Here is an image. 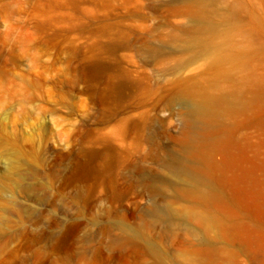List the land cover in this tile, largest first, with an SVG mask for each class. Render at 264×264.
Returning a JSON list of instances; mask_svg holds the SVG:
<instances>
[{
	"label": "rangeland",
	"instance_id": "1",
	"mask_svg": "<svg viewBox=\"0 0 264 264\" xmlns=\"http://www.w3.org/2000/svg\"><path fill=\"white\" fill-rule=\"evenodd\" d=\"M198 11L231 32L238 74L179 46L213 37ZM225 78L222 221L204 236L154 221L187 204L154 190L187 136L186 92ZM150 246L264 264V0H0V264H155Z\"/></svg>",
	"mask_w": 264,
	"mask_h": 264
},
{
	"label": "bare ground",
	"instance_id": "2",
	"mask_svg": "<svg viewBox=\"0 0 264 264\" xmlns=\"http://www.w3.org/2000/svg\"><path fill=\"white\" fill-rule=\"evenodd\" d=\"M195 18L202 32L213 37L204 39L199 34L188 36L178 43L179 46L195 51L204 49L213 64L226 66V76L238 74L241 64L237 55L231 52V32L219 33L218 23L202 11H198ZM222 81L213 79L207 85H197L187 90L186 96L190 103L185 116L186 139L179 151L166 161L170 177L154 186V190L163 193L165 197L185 200L187 204L181 210L169 205L155 207L152 219L165 221L169 225L177 219L185 223L194 219L203 228V236L214 224L222 221L219 209L222 185L214 175L209 158V153L215 147L213 132L223 127L234 109L226 78ZM149 250L155 257V264H173L162 250L152 246Z\"/></svg>",
	"mask_w": 264,
	"mask_h": 264
}]
</instances>
